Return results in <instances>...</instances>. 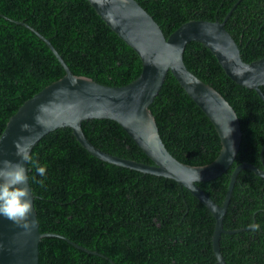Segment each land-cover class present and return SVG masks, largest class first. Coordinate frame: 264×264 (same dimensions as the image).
I'll return each instance as SVG.
<instances>
[{"label": "trees", "instance_id": "obj_1", "mask_svg": "<svg viewBox=\"0 0 264 264\" xmlns=\"http://www.w3.org/2000/svg\"><path fill=\"white\" fill-rule=\"evenodd\" d=\"M166 36L192 19L223 20L238 0H138ZM49 38L76 75L108 85H125L142 71V61L98 14L89 0H0V136L19 107L66 71ZM225 27L250 62L264 56V0H241ZM188 68L220 91L235 108L243 131L241 147L227 173L199 182L222 204L237 165L263 167L264 100L233 80L203 43L186 45ZM264 91V85L261 86ZM161 136L180 161L203 165L222 147L205 112L172 72L151 104ZM88 138L122 157L153 161L114 119L83 120ZM33 162L47 164V179ZM29 178L42 232L65 235L40 242L39 264H219L213 250L215 216L174 179L105 162L77 140L70 127L45 135L33 148ZM261 225L251 232L249 225ZM221 249L227 264H264V177L239 173L224 219ZM97 252V253H94Z\"/></svg>", "mask_w": 264, "mask_h": 264}, {"label": "water", "instance_id": "obj_2", "mask_svg": "<svg viewBox=\"0 0 264 264\" xmlns=\"http://www.w3.org/2000/svg\"><path fill=\"white\" fill-rule=\"evenodd\" d=\"M89 2L105 22L137 52L142 61L140 75L130 83L120 86L76 75L49 38L26 22L20 21L48 44L66 74L26 100L10 117L0 136V160L18 159L15 143L18 140L19 146L28 149L31 155L35 145L49 132L60 127H70L80 144L97 158L174 179L201 200L216 219L212 244L218 263L227 264L221 249L222 235L246 230L244 227L226 229L224 225L236 179L245 168L264 177V144L261 151L263 167L249 161L237 165L230 175L222 204L199 185V182L212 180L228 172L241 147L243 131L233 105L220 91L188 68L184 51L186 45L193 40L205 44L233 80L255 89L263 100L264 91L261 86L264 85V56L250 62L243 59L239 44L225 27L234 7L222 21L192 19L166 36L161 25L138 0ZM170 71L210 118L219 134L222 147L218 156L210 163L192 165L180 161L169 151L161 136L156 116L150 106ZM91 118H110L119 122L153 162L122 157L96 146L82 127L83 120ZM229 128L232 131L226 136ZM25 167L29 175V162ZM29 187L32 193V213L27 221L28 227L0 217V264H39L40 242L44 236L49 235L60 236L81 249L93 252L65 235L41 231L35 193L30 180Z\"/></svg>", "mask_w": 264, "mask_h": 264}, {"label": "clouds", "instance_id": "obj_3", "mask_svg": "<svg viewBox=\"0 0 264 264\" xmlns=\"http://www.w3.org/2000/svg\"><path fill=\"white\" fill-rule=\"evenodd\" d=\"M231 131L232 129L229 128L226 136ZM15 143L17 144L16 155L18 159L0 160V217L6 218L22 227H28L27 221L32 213V193L29 187L30 178L25 164L31 161V155L28 149L19 146L20 140ZM33 166L36 175L43 178L39 181L43 184L44 180L47 179V164L33 162ZM197 178H199V174H197ZM260 227L261 225L257 223H251L249 230L257 232Z\"/></svg>", "mask_w": 264, "mask_h": 264}, {"label": "bare ground", "instance_id": "obj_4", "mask_svg": "<svg viewBox=\"0 0 264 264\" xmlns=\"http://www.w3.org/2000/svg\"><path fill=\"white\" fill-rule=\"evenodd\" d=\"M96 10V9H95ZM181 26V25H180ZM41 33V32H40ZM169 36V35H168ZM233 36V35H232ZM40 37V36H39ZM41 38V37H40ZM220 63V62H219ZM171 72V71H170ZM119 123V122H118ZM120 124V123H119ZM121 125V124H120ZM122 126V125H121ZM144 151V150H143ZM49 233H52V232H49Z\"/></svg>", "mask_w": 264, "mask_h": 264}]
</instances>
